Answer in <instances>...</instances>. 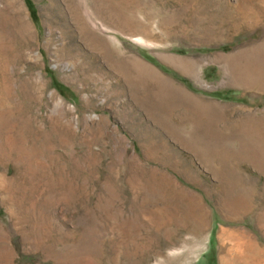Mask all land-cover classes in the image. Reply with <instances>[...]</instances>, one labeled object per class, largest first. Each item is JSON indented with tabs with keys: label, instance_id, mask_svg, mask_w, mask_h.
<instances>
[{
	"label": "rangeland",
	"instance_id": "374dc122",
	"mask_svg": "<svg viewBox=\"0 0 264 264\" xmlns=\"http://www.w3.org/2000/svg\"><path fill=\"white\" fill-rule=\"evenodd\" d=\"M0 264H264V0H0Z\"/></svg>",
	"mask_w": 264,
	"mask_h": 264
},
{
	"label": "bare ground",
	"instance_id": "6f19581e",
	"mask_svg": "<svg viewBox=\"0 0 264 264\" xmlns=\"http://www.w3.org/2000/svg\"><path fill=\"white\" fill-rule=\"evenodd\" d=\"M81 29H83V28H81ZM59 103L61 104V101Z\"/></svg>",
	"mask_w": 264,
	"mask_h": 264
}]
</instances>
